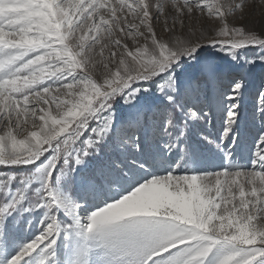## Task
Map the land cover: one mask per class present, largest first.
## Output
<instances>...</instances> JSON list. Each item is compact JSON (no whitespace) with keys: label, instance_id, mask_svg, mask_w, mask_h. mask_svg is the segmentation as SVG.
<instances>
[{"label":"snow or ice","instance_id":"6c2138e0","mask_svg":"<svg viewBox=\"0 0 264 264\" xmlns=\"http://www.w3.org/2000/svg\"><path fill=\"white\" fill-rule=\"evenodd\" d=\"M256 6L0 0V264H264Z\"/></svg>","mask_w":264,"mask_h":264},{"label":"rangeland","instance_id":"374dc122","mask_svg":"<svg viewBox=\"0 0 264 264\" xmlns=\"http://www.w3.org/2000/svg\"><path fill=\"white\" fill-rule=\"evenodd\" d=\"M229 2L232 3H238L240 0H229ZM249 18L253 21L255 27L257 29H260L261 27H264V7H261L259 4V0H257V6L254 9H251L248 11ZM239 13H237V16L235 19L238 21ZM251 103V97H249V104ZM245 157L248 156V147L246 146L244 150Z\"/></svg>","mask_w":264,"mask_h":264}]
</instances>
